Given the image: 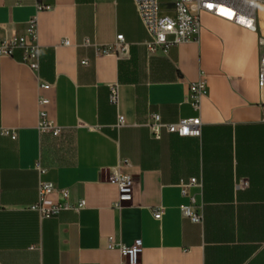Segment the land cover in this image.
<instances>
[{"label": "crops", "instance_id": "1", "mask_svg": "<svg viewBox=\"0 0 264 264\" xmlns=\"http://www.w3.org/2000/svg\"><path fill=\"white\" fill-rule=\"evenodd\" d=\"M175 1L158 0L161 12L171 15ZM40 2L48 8L0 0V41L36 17L38 44L37 70L21 48L0 55V264H122L117 244L136 239L137 264H264V4L254 30L202 11L196 40L148 53L132 0ZM118 34L125 49L101 53ZM201 77L197 111L187 95ZM152 114L163 123L198 116L200 134L156 139ZM112 171L132 178L128 198L108 181ZM191 177L200 222L181 212L180 184ZM40 182L82 206L41 218L29 208Z\"/></svg>", "mask_w": 264, "mask_h": 264}, {"label": "built area", "instance_id": "2", "mask_svg": "<svg viewBox=\"0 0 264 264\" xmlns=\"http://www.w3.org/2000/svg\"><path fill=\"white\" fill-rule=\"evenodd\" d=\"M137 10L138 16L146 30L147 39L144 42L148 53H157L164 51L173 45L182 42L196 40L199 36L201 24L200 14L202 11L210 12L216 16L225 18L230 21H235L250 29H255L256 8L257 5L264 0H176L173 4V13L163 14L161 12L158 0H132ZM37 9L48 8L40 0H35ZM211 5V7H210ZM218 7H223L232 13V17L221 14ZM238 17H243L248 22H240ZM64 44H68L65 40ZM126 47L122 34L116 36V41L109 47L100 50L101 53L110 51L119 52ZM17 48L24 51L23 61L33 70L38 69L37 58V19L32 17L27 21L25 33L18 34L11 30L8 35L0 41V55H11ZM259 61H258V86L264 89V35L258 37ZM82 64H86L87 60H82ZM41 88H49L50 84L43 82L39 85ZM206 81L201 77L198 81L191 83L188 89L187 99L193 105L195 110H199L200 100L205 93ZM110 100L113 103L117 102V91L111 89ZM46 99L39 97V103L43 104ZM44 118V113H41ZM150 125L153 128V136L159 139L161 131L168 133H176L179 136L198 137L200 134V119L192 117L180 119L176 123H163L159 114H152L150 117ZM123 124V117L119 116L117 126ZM41 129L49 131L54 136L59 135V129L52 127L49 122L43 120ZM12 139L16 138L14 131H5ZM124 163L128 161L123 160ZM108 181L115 184L118 188L119 199L128 198L132 178L128 175H123L118 171H112ZM199 185L196 177H191L187 181H183L181 186L182 194L188 199L186 204L181 206L183 217L189 218L193 222H200L201 215L198 213V204L195 195L191 193V188ZM59 198L55 202H50V197ZM82 206V201L78 205H73L69 201V194L66 189H60L52 183L40 182L37 187V201L30 205V209L36 211L41 218L54 217L62 210L77 209ZM119 207V204H117ZM154 217L159 218L161 210L153 211ZM118 250L123 259L122 264H137L138 255L143 248L142 241L136 239L132 244L124 243L117 244Z\"/></svg>", "mask_w": 264, "mask_h": 264}, {"label": "bare ground", "instance_id": "3", "mask_svg": "<svg viewBox=\"0 0 264 264\" xmlns=\"http://www.w3.org/2000/svg\"><path fill=\"white\" fill-rule=\"evenodd\" d=\"M218 11H219L221 14H223V15H226V16H228V17H232V13H231L229 10H227V9H225V8H223V7H218ZM238 19H239L240 22H243V23H247V22H248V21H247L246 19H244L243 17H238Z\"/></svg>", "mask_w": 264, "mask_h": 264}, {"label": "rangeland", "instance_id": "4", "mask_svg": "<svg viewBox=\"0 0 264 264\" xmlns=\"http://www.w3.org/2000/svg\"><path fill=\"white\" fill-rule=\"evenodd\" d=\"M54 136V135H53ZM56 137V136H55Z\"/></svg>", "mask_w": 264, "mask_h": 264}, {"label": "snow or ice", "instance_id": "5", "mask_svg": "<svg viewBox=\"0 0 264 264\" xmlns=\"http://www.w3.org/2000/svg\"><path fill=\"white\" fill-rule=\"evenodd\" d=\"M210 7H211V5H210Z\"/></svg>", "mask_w": 264, "mask_h": 264}]
</instances>
